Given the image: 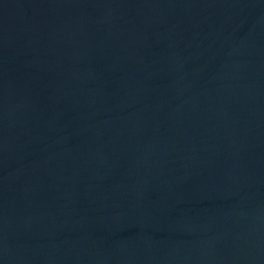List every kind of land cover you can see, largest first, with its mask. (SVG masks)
I'll return each mask as SVG.
<instances>
[{
    "label": "water",
    "instance_id": "95a60500",
    "mask_svg": "<svg viewBox=\"0 0 264 264\" xmlns=\"http://www.w3.org/2000/svg\"><path fill=\"white\" fill-rule=\"evenodd\" d=\"M0 264H264V0H0Z\"/></svg>",
    "mask_w": 264,
    "mask_h": 264
}]
</instances>
